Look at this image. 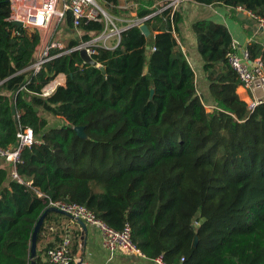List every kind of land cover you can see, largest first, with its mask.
<instances>
[{
	"label": "trees",
	"instance_id": "trees-1",
	"mask_svg": "<svg viewBox=\"0 0 264 264\" xmlns=\"http://www.w3.org/2000/svg\"><path fill=\"white\" fill-rule=\"evenodd\" d=\"M102 1L120 16V0ZM155 1L133 3L127 11L140 23L121 31L116 46H94L99 66L73 49L102 34L106 21L82 20L83 41L52 50L55 57L34 72L40 35L14 25L9 0H0V150L17 147L20 128L36 137L21 153L22 182L1 158L0 264H31L32 232L50 201L83 205L114 230L129 225L141 252L164 264H264V102L251 110L236 91L228 28L199 20L192 29L213 102L207 106L178 41L183 13ZM195 1L264 21V0ZM66 17L75 27L71 12ZM247 51L264 67L263 44L251 42ZM59 74L65 84L43 96ZM53 217L69 218L47 212L39 240Z\"/></svg>",
	"mask_w": 264,
	"mask_h": 264
},
{
	"label": "built area",
	"instance_id": "built-area-1",
	"mask_svg": "<svg viewBox=\"0 0 264 264\" xmlns=\"http://www.w3.org/2000/svg\"><path fill=\"white\" fill-rule=\"evenodd\" d=\"M183 1L185 0H170L164 7H173L176 9ZM9 2L11 10L8 19L12 22L20 21L22 22L23 27L32 31H37L40 35V42L34 51L33 62L31 65L34 72H39L45 62L55 57L51 56V51L57 47V44L50 43L45 46L43 55H41L39 59L34 58V56L37 55L40 44L43 40V32L49 27L53 18L61 20L68 12H71L73 24L77 28L82 20L87 22L89 20L104 19L106 22H112L108 12L101 7L97 0H9ZM251 15L253 16V14ZM261 22L264 23L263 20H261ZM138 23H140V20L136 21L134 24L137 25ZM102 38L103 37L100 34L91 41L81 43L73 50L86 48L88 52L93 55L96 53L94 46H105L98 42L101 41ZM234 48L236 51L228 53L227 55L228 61L240 78V84L237 88H242L247 96L242 99L248 104L251 110H254L257 105L264 102V96H255V93L258 91L264 92L263 62L261 58H257L255 61L250 62L247 50H240L235 46ZM59 85H64V79L57 75L42 88L41 94L43 96H48L53 93ZM17 137V147L12 150H0V159L5 158L12 164V179L22 182L21 177L17 173V166L22 163L21 153L25 147L36 142V137L33 129L30 127L20 128ZM39 196H42V194L39 193ZM50 206L57 207L65 211L74 220H81L99 230L102 237V243L110 252L144 256L141 250L132 241L131 228L129 225H126L122 230H114L99 219L88 208L79 204L50 201L49 207ZM71 247L72 236L68 231L64 230L59 236L58 243L53 248L46 250L45 264H71L74 260ZM156 260L160 264H164L162 258L159 257L156 258Z\"/></svg>",
	"mask_w": 264,
	"mask_h": 264
},
{
	"label": "crops",
	"instance_id": "crops-1",
	"mask_svg": "<svg viewBox=\"0 0 264 264\" xmlns=\"http://www.w3.org/2000/svg\"><path fill=\"white\" fill-rule=\"evenodd\" d=\"M169 1L170 0H157L153 6L165 5ZM176 9L182 12L184 16V22L180 25L179 44L195 72L198 83V93L203 98L202 100L204 103L210 106L213 102L209 93V82L205 77L203 69L204 63L198 50L197 37L193 32L192 24L199 20H211L224 24L231 33L233 45L237 47V49L247 50L248 44L254 41H258L264 45V23L257 20L245 10L229 7L223 3L205 5L197 3L195 0H185ZM241 13L244 15L243 17L239 16ZM132 15L134 17L131 19H127L126 17L123 18L122 16H116V18L125 20L126 22L137 19L135 13H132ZM135 22L136 20L132 24ZM115 35V32L113 33L111 30L108 35H105L106 38H102L104 39L103 44L105 47L112 48L118 44L120 36L114 38ZM113 38L116 40L115 44H113ZM59 76L64 79L65 84L66 76L64 74H59ZM236 91L241 99L247 97L242 88H237ZM255 96L262 97L264 96V92L258 91L255 93ZM51 118L52 116H48L47 119L51 122ZM4 163L5 162L0 159V166L5 165ZM66 216L67 215H65V217ZM68 217L67 219L53 217L46 221L50 224V232L46 234L43 233L42 239L37 240V255L34 258L35 262L36 259L39 258L40 263L45 264V250L47 248H53L59 241L58 236L65 230L72 236V245L75 242L74 236L78 235V246L73 260L74 264H77L80 260H82V264H160L156 259H150L145 255H127L110 252L104 247L99 230L86 223H84L86 226L84 227L78 220H74L70 216Z\"/></svg>",
	"mask_w": 264,
	"mask_h": 264
},
{
	"label": "rangeland",
	"instance_id": "rangeland-1",
	"mask_svg": "<svg viewBox=\"0 0 264 264\" xmlns=\"http://www.w3.org/2000/svg\"><path fill=\"white\" fill-rule=\"evenodd\" d=\"M98 3L101 5V7L103 9H105L108 14L111 16L112 22H106V28L105 31L102 33V36H104L103 38H106L105 35H108L111 30L112 32L117 35H115L114 38H118V36L120 35V32L128 25H131L135 20L138 21V19H134L131 21L126 22L125 20H120L117 19L113 14L112 11L110 9V7L107 5L106 2L102 1V0H97ZM138 0H120L121 6H123L124 8H122L120 11V16H122L123 18L126 17L127 19H131V15L128 13L127 10H129V8L131 6H133V3L136 2ZM138 3H134V5H137ZM133 16V15H132ZM119 31V32H117ZM82 35L83 32L81 31L80 28H76V27H69L67 25V21H66V16L63 19H58V18H53L49 27L43 32V40L40 44L39 50L37 55L34 56V58L39 59L41 57V55H43V51L46 45L50 44V43H55L57 44V47L52 49H64L67 47L68 43L73 40H79L82 42ZM113 38V39H114ZM103 41L104 39L101 41H98L99 44L103 45ZM83 43V42H82ZM116 43V40L114 39L113 44ZM51 125L52 126H61L62 122L60 121V119H56L54 117L51 118Z\"/></svg>",
	"mask_w": 264,
	"mask_h": 264
},
{
	"label": "water",
	"instance_id": "water-1",
	"mask_svg": "<svg viewBox=\"0 0 264 264\" xmlns=\"http://www.w3.org/2000/svg\"><path fill=\"white\" fill-rule=\"evenodd\" d=\"M151 16L152 15L146 17L145 19H147V18H149ZM239 16L243 17L244 15L241 13ZM13 24L16 25V26H19V27L23 26L22 22H20V21H14ZM133 25H136V24L129 25V26L125 27L122 31H124L126 28H129V27H131ZM140 29L143 32V34L146 35V36H149L150 33H151L149 28H148V26L146 24H141L140 25ZM80 54H81V57L83 58L85 63L91 64V65H94V66H99L97 61L92 57V55L88 52V50L86 48L81 49L80 50ZM250 62H252V61L250 60ZM75 130H76V132H77V134L79 136H81V137L84 136V128L83 127H76ZM47 212H56V213H61V214L69 216L65 211H63V210H61V209H59L57 207H51L50 206V207L47 208L46 212L40 217V219L36 223V225L34 227V230L32 232L31 244H30L31 264H36V262L34 261V258L37 255L38 235H39L41 227H42V225L44 223V219H45V216H46ZM79 222L81 224H83L84 227H86L83 221L79 220ZM82 263H83L82 260H80L77 264H82Z\"/></svg>",
	"mask_w": 264,
	"mask_h": 264
}]
</instances>
